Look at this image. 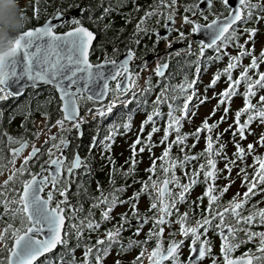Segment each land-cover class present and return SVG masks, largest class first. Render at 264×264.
I'll return each instance as SVG.
<instances>
[{
    "label": "snow or ice",
    "instance_id": "1",
    "mask_svg": "<svg viewBox=\"0 0 264 264\" xmlns=\"http://www.w3.org/2000/svg\"><path fill=\"white\" fill-rule=\"evenodd\" d=\"M11 0H0V6L5 8ZM217 0H207V11L211 19L201 9L199 0L186 5H178L177 0H153V3L143 11L139 20L134 26L132 39L125 49L123 58L117 59L119 49L112 48V55L107 51L103 52L104 58H98L97 63L90 61L92 55L91 45L95 33L84 26L82 19L73 17L64 19V12L74 7L68 5L66 9L59 7L42 22H39L37 7L33 5L32 18L38 23L35 26L25 27L28 18L21 13L20 23L9 26L5 24L3 44L0 47V101H7L9 98L21 96L29 89H36L41 86H48L58 97L59 117L51 121L52 114L46 106L37 105L35 111H39L42 120H32L33 128L48 129L45 139L39 146L35 139L41 135V131H31L27 127L33 109L31 106H19L18 114L23 117L19 127L22 129L18 137H13L6 131L0 132L8 144H15V147H8L10 159L9 164L13 167L7 177L0 181V264H41L46 254H51L58 246L63 249L57 253L53 260H45L44 264H77L74 256L75 248L70 246L71 239L75 240V247L83 245L81 260L79 264H103L104 259L115 247L117 254H123L136 247L139 248L131 264H142L147 243L154 240V246L148 252V264H200L206 255L211 254V241L208 233L212 232L220 237L219 258L211 256L210 264H264V231L253 230V225L264 226V152L253 155L256 147H264V132L257 136V139L241 147L236 143L235 136L243 140L246 135H256L251 131V124L258 122L264 127V71L259 70V65L264 63V46L255 53L254 36L258 29L254 26L257 22H264V0H218V4L224 11L213 12ZM178 8H183L180 13L181 25H190L189 33L179 30L176 25V14ZM114 7H104L97 20H103L105 15L115 11ZM139 6L133 0L132 11H139ZM80 14L90 13V8L79 7ZM124 15L131 16V13ZM191 16H199L206 23H200ZM156 16V25L166 29L162 37L156 26H149L147 21ZM58 18V19H57ZM89 19L91 15L89 14ZM161 19L167 23L161 25ZM67 23L71 26L66 31L57 32V27H63ZM104 25L107 29L111 26ZM124 23H128L125 20ZM22 29V30H21ZM121 29L120 31H122ZM177 31L178 39L186 42L189 54H192V43L188 37L203 31L204 38L196 41V60L193 62V74L189 79L185 76L180 84L170 85L165 70L169 66V59L157 60L155 66L150 70L149 76L139 83L140 72L134 71L131 67L135 63L136 55L134 46L140 44L145 36L152 40L151 50L163 38L165 48L171 47L172 40L168 39L167 33ZM15 31L13 36L11 33ZM229 47L236 49L234 54L228 53ZM103 45H97V50H102ZM206 50H211L212 55H206ZM227 57V63L222 69L212 73L209 82L204 85V90L213 87L223 76L227 86L219 93H213L217 98L211 115L219 107H223L220 120L227 118L230 111V100L235 95H241L242 105L233 113V125H229L225 131L232 132L234 152L229 160L224 153V144L213 151V143L208 135L204 136L205 147L202 152L195 155L185 154L182 158H173L170 149L173 145L179 147L180 152L185 151V141L192 136V143L195 145L202 131L205 133L214 129L217 121L208 123L205 118L191 133H181L182 122L192 119L199 104L208 99L207 95H199L196 85L200 82L201 69H207L211 63L219 62ZM249 58L247 64H242L243 58ZM143 71H149L146 63L137 65ZM238 73L233 78V70ZM251 73V74H250ZM151 75L157 78L156 84L151 83ZM110 82L111 85L110 86ZM163 84L160 91L155 93L151 101V110L147 111L145 118L140 122L139 132L129 145L130 155L125 163L127 168H117L111 157V145L114 137L131 130L132 114L127 112V106L135 101L137 110H141V100L144 109L148 107L147 97L156 86ZM243 84V93H238L237 87ZM111 99H107L109 94ZM253 98L256 103H252ZM106 101V103H104ZM182 101V103L180 102ZM83 105L91 104L92 107H84L83 115L80 109ZM191 102V103H190ZM49 104L51 101L48 102ZM121 105L125 109V115L121 116L122 124L113 123L108 125L107 135L99 140L102 148L100 153L104 156L107 152L109 161L108 184L109 190L105 191L99 182L96 184L98 195L92 197L93 203L89 205L87 215L81 216L82 206L77 202L73 206L68 201V185L71 177L77 169L88 168L79 152L72 149L71 158L65 153L70 147L71 141L67 133L73 132L76 137L82 135V125L89 119L99 123L97 118L103 119L110 115L114 109ZM162 105L167 106V119H164L162 135L159 137V145H163L160 156H152V148L158 146L152 141L153 133L159 130L156 124L157 119H163L165 113L160 111ZM192 113V116L189 115ZM178 113V114H177ZM243 121L241 122V115ZM12 118L10 114L9 119ZM151 124V128L144 134L145 125ZM51 127L57 131L52 133ZM122 129V132L119 131ZM176 133L169 143L170 133ZM33 139L31 149L27 155L20 160L19 167H15V160L28 146V138ZM220 133H216L217 141ZM97 140L96 136L92 137ZM185 145V147H180ZM95 143L89 145V149L95 147ZM148 151L150 164L146 169L145 178H136L137 154ZM206 160L198 163L194 170L185 171V165L191 161L198 160L205 156ZM252 155V164H244V157ZM216 157L224 159V169L216 168ZM43 158V159H42ZM239 158L240 164L237 173L242 177L241 185L244 186L243 193H235L223 205L220 199L227 192L233 183L230 175L232 165ZM3 157H0L2 160ZM159 161V165L157 164ZM38 169L33 171V167ZM51 166V168H49ZM5 167L0 164V169ZM159 168L160 175H157ZM184 175L187 182L181 183L176 175V169ZM251 168L249 174L245 169ZM202 173L204 177V188L201 195L195 198V202H188L189 208L184 213L177 211L179 204L185 203L187 194L194 185L199 183L198 176ZM120 175L125 180L132 178V183H139V190L132 191L130 196L121 198V194L130 187L129 184L115 186V175ZM219 174V175H218ZM83 175V173H82ZM155 177V179L153 178ZM227 181L218 188L211 183L218 178ZM77 185V195L79 188ZM46 190V195H42ZM155 193V195H153ZM260 194L261 199L251 203L252 198ZM142 194H147L148 205L144 213L138 209V200ZM55 203L53 200L55 197ZM207 198V205L199 216H194V223L187 221L193 217L189 216L194 204L197 210L200 209L199 201ZM128 204L126 212L118 214V225H113L104 230L103 236L97 235L95 243L89 240L83 241V232H97L102 224L112 217L110 213L119 205ZM67 205V209L64 207ZM247 206V214H244ZM100 208L99 220L93 216L92 209ZM67 211V215L65 212ZM152 212L149 216L147 213ZM158 213V215L156 214ZM175 215L173 221L169 217ZM7 218V219H5ZM135 218L136 225L134 234L138 235L143 226L149 221L152 227L145 233L143 240L129 238L125 244L120 239V233L124 231V225L132 227L129 221ZM231 219L233 223H229ZM176 223L178 228L175 232H168L167 247L162 246V234L164 225L171 228ZM179 236L178 239L174 237ZM185 240H188V255L190 259H180V249ZM253 242L256 244L255 253L252 249L246 250L238 256H233L234 251L242 244ZM113 264H121L115 259Z\"/></svg>",
    "mask_w": 264,
    "mask_h": 264
},
{
    "label": "flooded vegetation",
    "instance_id": "2",
    "mask_svg": "<svg viewBox=\"0 0 264 264\" xmlns=\"http://www.w3.org/2000/svg\"><path fill=\"white\" fill-rule=\"evenodd\" d=\"M17 1H19V2H17ZM63 1H64L63 5H59L60 9H66L68 5L74 6L71 9H68L67 11H65V12H69L71 10H78L79 7H86L85 4L88 3L90 0H63ZM101 1H103V2L108 1L105 3L106 7H109V5H111V2H113L114 3L113 7L116 9L115 12L118 16L124 15L126 13H131V16L129 17V19H135L136 23L139 20V17L143 14V11L146 8H148L149 5H151L153 3V0H134L135 5H138L140 10L139 11H132L133 0H111V2L109 0H101ZM194 2H196V0H177L178 5H186V4H190V3H194ZM26 3H27V0H11V3L8 6L9 7L11 6L14 8H16V7L21 8ZM198 6L205 11V14L208 15L209 19L212 18V16L207 11V8H208L207 0H199ZM54 7H55V3H54ZM32 11H33V8H32ZM182 11H183V8H178V10H177V13L179 14V20H180V13ZM212 11L213 12L224 11V13L226 14V10L221 9V7L219 6L218 0L216 3V6L213 8ZM53 12L50 15H52ZM262 14H264V13H262ZM83 15L87 16V13H85V14L79 13V15L76 16V18H81ZM48 16L49 15L45 16L44 19H46ZM124 16H126V15H124ZM71 18H73V17H71ZM71 18H68V19H71ZM190 18L197 19L198 22H200V23H206V21L203 18L199 17L198 15L194 16V17L190 15ZM42 21H40V22H42ZM165 23H167V22H165L161 19V25H163ZM36 24H34V25H36ZM147 24L149 26H156L158 28V32L160 33V35L162 37L164 36L162 33L166 34V29L164 27L156 25V16H152L147 21ZM34 25H32V26H34ZM69 26H71V25L65 23L63 27H57L55 30L57 32L66 31ZM254 26L258 29L257 33L254 36V45H255V53L254 54H257L259 52V49L262 46H264V42L260 41L261 40L260 35L261 34L264 35V22H257ZM28 27H31V26H28ZM175 27L178 28L179 30L185 32L186 34L189 33L190 25H188V24L181 25V22H179L178 26L175 25ZM133 30H134V26L130 29L131 34L133 33ZM167 36H168L169 40L173 41V43L171 44V47H169L167 49L165 48V41L162 38L160 40V42L156 45L155 50L152 51L151 45H152V40L155 39L154 36L151 38H149L148 36H145L143 39H141L140 44L138 46H134L136 60H135V63L131 65V67L134 71L140 72V78H142V85H143L144 78L146 76H149L150 70L155 66L156 61L160 60L162 58H168V57H170L169 66L165 70V72H166L168 83L170 85L180 84L181 80L185 76H187L189 79L191 78V75L193 74V71H194L193 62L196 60V55H195V53L197 51L196 41H198L199 39H202V38L207 40V38L201 34H197V33L191 34L188 37V39H190L191 43H192V54H189L188 48L186 46V42L178 39L177 31L173 30L171 32H168ZM132 38H134V37L131 36L130 39H132ZM128 45H129V43L119 52L117 57H119L122 53L125 52V49L128 47ZM226 51L230 54H234L236 49L234 47H229ZM206 55L211 56L212 51L206 50ZM103 58L104 57H99L100 60H102ZM90 59H91V56H90ZM91 62L96 63V62H98V59H96L94 61L91 60ZM248 62H249V58H247V57L243 58L241 61L242 64H247ZM141 63H146L149 71H143L141 68L137 67V65H140ZM226 63H227V57L223 58L219 62L211 63L207 69H203V68L201 69V72L199 75V81L200 82L196 85V89H197V93L199 95H201V96L207 95L208 99L206 101H204L202 104H199L197 106L194 116H192V113L189 112V115L192 116V119L190 122L188 120H184L182 122L181 133L183 134V133L193 132L194 129L197 126H199L201 121H203L205 118L208 119L209 124H211L213 121H217L218 123H217L216 127L214 129H211L207 133L202 131L200 133L199 138L197 139V142L195 143V145H193V143H192V140H193L192 136H188V138L185 141L186 147H185V145L180 146V147H185V151L183 153L180 152L179 147H177L176 145H173L172 148L170 149L171 157L182 158L183 155H185V154L195 155L197 153L202 152L204 147H205L204 136L208 135L210 137V139L215 142V143H213V151L218 149L220 144H224V146H225L224 153L227 155L229 160L232 159V153L234 152V145L232 142V132L231 131H225V129H227L229 125H233V113L235 112V110L237 108H239L242 105V97H241V95H235L230 100V102H229L230 103V111L227 113V118L225 120L221 121L220 117L223 113V107L222 106L219 107L217 109V111H215L211 115H209V113L212 112L213 106L216 105V103H217L218 97H214L213 93H219V91L222 88L227 86L226 79L223 76H221L220 79L217 81V83L213 87L209 88L207 90V92H205V90H204V85H206L209 82V79H210L212 73H214L217 69H222ZM259 70L264 71V63H261L259 65ZM238 71H239L238 69L233 70V73H232L233 78L238 73ZM150 79H151V83L153 85H155L156 80H157L155 75H151ZM110 86H113V85H111V82H110ZM161 87H163V84L156 86L153 89V91L148 95V97H147V101H148L147 109H141L138 111V110H136L137 105L132 106V107H127V110H128V108H130L129 111L132 114L131 130L126 132V133H123V134H118L114 137V141L111 145V153H110L113 160L125 162L128 159V157L130 155L129 145L132 143V141L136 137V134L139 132L140 122L145 118L147 111L151 110V107H152L151 101L155 98V93L160 91ZM237 91H238V93H241V94L243 93V91H244L243 84H240L237 87ZM259 94H264V92H260ZM111 98H112V95L107 97V99H111ZM141 102L143 103V100H141ZM180 102L182 103V101H180ZM104 103H106V101ZM131 103H135V101H132ZM252 103H256L255 98H253ZM201 106L206 107V113H205L206 115L203 116V118H201V120L199 122L194 121L195 117L198 114H200L199 108ZM88 107H92V105H89ZM141 107L143 108L144 106H141ZM160 111L162 113H165V116L163 119H157L156 120V124L158 125L159 130L157 132L153 133V136L151 139L158 146H155L152 148V156L153 157L160 156L161 151H162L163 145H159L158 141H159V137L163 134L162 129H163L164 119H167V116H166L167 106L162 105L160 107ZM123 115H125V109L123 106L118 105L110 115L104 117L103 119L97 118L99 120V123H95V124H97L96 129H92V126H91L92 121L89 119V121L87 123H84V125L86 126V127L84 126L85 127L84 128V134H85L84 138L80 141H77L76 143H74L75 141L72 140L69 149L65 153L69 158H71L72 149L75 148L79 152L80 157L83 160H85V162L88 165L87 169H85V168L77 169L75 174L71 177V182L68 185V188H69L68 193H67L68 201L73 206H75L77 204V202H79V204L82 206V209H83V211L80 213L81 216L87 215V213L89 211L88 207H89L90 202H89V196H88L87 178L89 176L94 175L90 168L96 169V174H97V178H98L97 182L100 183L102 188L105 191L109 190V184H108L109 161L107 159L109 154L107 152H105L104 156L100 155L102 148L99 144V140L103 139V137L105 135H107L108 125L113 124V123L122 124V122L120 121V116H123ZM243 118L244 117L242 114L241 118H240L241 122L243 121ZM93 124H94V122H93ZM3 126L9 127V126H13V124H4ZM250 127H251V131L253 133H255L256 135L248 134V135H246V138L243 140L239 137V135L235 136L236 143H239L241 147H245L248 143L253 142L254 140L257 139V136L260 133L264 132V127L260 126L258 124V122H253ZM150 128H151V124L145 125L144 134H146ZM119 131L122 132V129ZM217 132L220 133V137H219L218 141L216 138ZM52 133H54V132H52ZM10 134L12 136L16 135L18 137L19 133L17 130L12 129ZM175 134L176 133H174V132L170 133L169 141H168L169 143H171L172 138L175 136ZM93 136L97 137L96 141L92 140ZM44 139H45V133L41 136V139L39 141L35 140L34 142L37 146H39L40 143ZM69 140H70V138H69ZM92 143H95L96 146L91 148V150H90L89 145ZM32 144H33V141H29L28 146L22 151L21 155L16 158L15 165H14L15 167H19L20 160L22 159V157L24 155H27L28 151L32 147ZM15 146H16L15 144H6V145H4V148H0V151L4 152L3 155H0V157H3V159L0 160V164L5 165V167L3 169H0V181H3L7 177V175L11 172L13 165L8 163V160L10 159V155H9L7 149H8V147H15ZM120 146H122V148H118ZM262 152H264V147H256L253 155L259 154ZM136 159H137V161H139V163L137 165L138 170L142 174V177H138L137 179L142 180L145 178L144 169H146L148 167V165L150 164V155H149L148 151H146L144 154H140V153L137 154ZM215 159H216V168L219 170H223L224 164L226 163V161L224 159H220L219 157H216ZM205 160H206V155L199 157L198 160H194V161H191L190 163H187L185 165V171L194 170L195 166L198 163L205 161ZM90 161H94V162L92 163ZM99 163L104 164L103 165L104 168H102V167L100 168L98 166ZM159 163L160 162L157 161L158 165H159ZM244 164H246V165L252 164V155H246L244 157ZM241 166H243V165L240 164V160H239V158H237L235 161V164L232 165L231 173H226V172L224 173V174L230 175L231 179L233 180V183L229 186L227 192L220 199L221 205H223L227 200H229L233 196V194H235L237 192L243 193L244 186L241 185V183H240V180L242 177L237 175V173L239 171V167H241ZM37 169H38V165L36 167H33L32 170L36 171ZM245 170L247 172H249V174L252 171L251 168H246ZM82 173H83V175H82ZM157 175H160L161 179H162V174H161L159 168H157ZM176 175L179 177L181 183L187 182L185 180L184 175L180 172L179 168L176 169ZM153 178L155 179V177H153ZM113 179L115 180V186H118V185L124 184V183L131 185L130 187H128L125 190L124 193L121 194V198L130 196L132 191H134V190H139V187H140L139 183H132L131 177H129L127 180H125L123 177L121 178L120 175L117 174L113 177ZM198 179H199V183L194 185L193 188L190 190V192L187 194L186 202L178 205V208L176 209L177 211L184 213L186 211V209L189 208L188 202H195V198L197 196L201 195V193L203 192V188L205 185H204V177H203L202 173L199 174ZM211 183H214V185L218 188L219 186L223 185L224 183H227V181L221 177V178L216 179L215 181H212ZM77 185H81V187L79 188V195H77V191H78ZM41 194L46 195V190L44 193H41ZM96 195H98V193H96L92 197H95ZM153 195H155V193H153ZM58 198H59L58 196L54 198L53 204L55 203V199H58ZM260 199H261V197H260V194L258 193L254 198H252L251 203H255L256 201H258ZM92 201H93V199H92ZM199 203H200V209L199 210H197L193 204L192 210L189 213V216L193 217V218L189 219L187 221L188 224H193L194 223V216H199L201 214L203 207L206 206L208 203L207 198H202L199 201ZM147 205H148L147 194H142L138 200L139 211L141 213H144L145 209L147 208ZM260 206H264V203H262ZM64 207L67 209V205H64ZM128 209H129L128 204L119 205V206L115 207V209L110 213L112 218L109 221L102 224L98 233L97 232L89 233L87 230H85L83 232V241L85 243H87L90 240L91 243L94 244L97 235L103 236L105 229H109L113 225H118V222H119L118 214L122 213V212H126ZM100 211H101L100 208H96V214H97L96 220H99ZM65 214L67 215V211L65 212ZM147 214L149 216L153 215L152 212H149ZM156 214L158 215V213H156ZM244 214H247V206L245 207ZM169 218L172 219L173 221H175V219H176L175 215H173ZM5 219H7V218H5ZM228 222L233 223V221H231V219H229ZM129 223L132 225V227H128V225L126 224V225H124V231H122L120 233V239L125 244L128 242L129 238L136 239V240H143L145 233H147L148 229L152 227V223H151V221H149V223H147L143 226L141 232L138 235H136V234H134V227L136 225L135 218H132L129 221ZM252 227H253V230L264 231V226L253 225ZM177 228H178V225L176 223H173L171 225V228H169L167 225H164V232H163L162 238H161L162 246L164 248L167 247V241L169 239L168 232L169 231L175 232L177 230ZM174 238L178 239L179 236L177 235ZM208 238L211 241V254L206 255L203 258V260L200 262V264H210L211 256H217L218 259H222V258H219L220 237L216 234H213L212 232H209ZM70 240H71L70 246L75 248L74 256H75V259L77 261V264H79V261L81 260V254L83 251V245L81 247H75V243H76L75 240L71 239V238H70ZM153 246H154V240L150 241L149 243L144 245L145 253H144L143 260H142V264H148V252L150 251V249ZM255 248H256V244L253 242L242 244L234 251L233 256L241 255L242 253H244L248 249H252L253 252L255 253ZM62 251H63V249L58 246L56 249H54L52 251L51 254L45 255V257L41 260V264H44L45 260H53L56 257L57 253H61ZM138 251H139V248L134 247L131 250L124 252L123 254L118 255L116 248L113 247L110 250V254L104 259L103 264H113V261L115 259H119L121 261V264H131L133 257L136 256ZM188 252H189L188 240H185L183 247L180 249V259L181 260L190 259Z\"/></svg>",
    "mask_w": 264,
    "mask_h": 264
},
{
    "label": "trees",
    "instance_id": "3",
    "mask_svg": "<svg viewBox=\"0 0 264 264\" xmlns=\"http://www.w3.org/2000/svg\"><path fill=\"white\" fill-rule=\"evenodd\" d=\"M111 2V0H109ZM108 2V1H106ZM106 2H103L101 0H90L88 3H86V7L90 8V13H87V16H82L80 19H82L83 24L88 27L91 31L95 33V39L92 43V55L91 59L92 61L98 59L99 57H104L103 52L107 51L109 55H112V48L116 47L119 49V52L129 43V40L131 38V32L130 29L135 26L136 20L135 19H129L130 16L121 15L118 16L115 11L109 13L108 15H105L103 20L98 21L97 17L100 16L101 12L103 11V8L106 7ZM55 3V7H54ZM63 0H27V3L23 5L21 8H14V7H3L0 6V10L7 13L8 18L12 22V25H15L17 23H20V17L21 13H23L27 18L28 22L24 25L25 27L32 26L38 21L34 18H32V8L33 5L37 7V12L39 16V22L42 21L45 16L50 15L53 11H55L56 8L59 7V5H63ZM114 3L111 2V7H113ZM50 8V9H49ZM89 14L91 15V19H89ZM129 19V20H128ZM125 20H128V23H124ZM109 21H112L111 26L107 29L104 28V25L109 24ZM120 25V26H119ZM122 26V27H121ZM123 29L122 31H120ZM97 45H103L102 50H97ZM112 94L110 93L109 96ZM108 96V97H109ZM51 101L49 104L48 102ZM31 106L33 109L32 116L30 117L29 123L27 125L29 132L31 131H38L37 128H33L31 121L35 120L37 118L42 119L39 111H35L37 108V105L46 106V109L49 112H51L52 121L57 119L59 117L58 112V97L55 96L54 92L50 89L48 86L38 87L36 89H29L25 93H23L21 96L16 98H9L7 101H0V132L6 131L8 134L12 131V129H15L18 131V136L21 134L22 129L19 127L20 121L23 119L21 115L18 114L19 106ZM91 104L83 105L80 109V114L83 115L84 113V107H88ZM135 103H130L127 107L136 106ZM141 106H143V103L141 102ZM130 108H128L127 112ZM141 109H144V107ZM137 110V108H136ZM10 114H12V118L9 119ZM121 115V114H120ZM121 117V116H120ZM122 122V120L120 119ZM4 124H13V126L5 127ZM85 125H82V135L80 137H76L74 131L67 133L68 138H70V141L74 140L76 143L77 141H80L84 138V127ZM92 129L97 128V124H93L91 122ZM57 131V129L54 131V133ZM11 135V134H10ZM13 137H17L16 135ZM28 141H33V139L29 136L27 137ZM37 139V138H36ZM35 139V140H36ZM8 144L5 137L0 136V148H4V145ZM146 152V151H145ZM140 153V154H144ZM4 152L0 151V155H3ZM115 161V160H114ZM94 162V161H90ZM139 163V161H138ZM137 163V165H138ZM104 164H98V166L101 168H104ZM136 165V178L142 177V174L138 170V167ZM115 166L117 168H127L128 164L123 161H115ZM92 170L93 176H89L87 178V188H88V196H89V205L92 204L94 201H92V196L95 195L96 192V184H97V174L95 168H90ZM121 177V176H120ZM122 178V177H121ZM89 210V207H88ZM93 216L96 219V208L92 209ZM96 214V215H95Z\"/></svg>",
    "mask_w": 264,
    "mask_h": 264
},
{
    "label": "clouds",
    "instance_id": "4",
    "mask_svg": "<svg viewBox=\"0 0 264 264\" xmlns=\"http://www.w3.org/2000/svg\"><path fill=\"white\" fill-rule=\"evenodd\" d=\"M6 23L9 26L12 25V22L8 18L7 13L0 10V47H6V45L3 44V34H4V28H5ZM17 24H19V23H17Z\"/></svg>",
    "mask_w": 264,
    "mask_h": 264
},
{
    "label": "water",
    "instance_id": "5",
    "mask_svg": "<svg viewBox=\"0 0 264 264\" xmlns=\"http://www.w3.org/2000/svg\"><path fill=\"white\" fill-rule=\"evenodd\" d=\"M235 3L236 4H238L239 3V0H235ZM79 15V11L78 10H71V11H69V12H65L64 13V19L65 20H67L68 18H71V17H76V16H78ZM58 19V18H57ZM35 26V25H34ZM13 36L16 34V32L15 31H13L12 33H11ZM163 35H165V33H162ZM197 34H201V35H203V31L201 30V31H198L197 32ZM94 39H95V36H94ZM92 46V45H91ZM123 55H124V53H122L119 57H117V59H119V58H123ZM91 61V60H90ZM93 63V62H92ZM97 63V62H96ZM40 87H43V85L41 84V86ZM49 168H51V166H49Z\"/></svg>",
    "mask_w": 264,
    "mask_h": 264
},
{
    "label": "rangeland",
    "instance_id": "6",
    "mask_svg": "<svg viewBox=\"0 0 264 264\" xmlns=\"http://www.w3.org/2000/svg\"><path fill=\"white\" fill-rule=\"evenodd\" d=\"M17 2H19V1H17ZM260 41H262V42H264V35L263 34H261L260 35ZM200 114H198L196 117H195V120L194 121H197V122H199L200 120H201V118H203V116H205L206 114V107H203V106H201L200 108ZM42 119H40V118H37L36 119V121H41ZM38 129V131H40V129L39 128H37ZM51 132H53V131H51ZM39 140V139H38ZM123 146V145H122ZM122 146H120V147H118V148H122Z\"/></svg>",
    "mask_w": 264,
    "mask_h": 264
},
{
    "label": "built area",
    "instance_id": "7",
    "mask_svg": "<svg viewBox=\"0 0 264 264\" xmlns=\"http://www.w3.org/2000/svg\"><path fill=\"white\" fill-rule=\"evenodd\" d=\"M179 21H180V20H179V15L176 14V25L178 24ZM51 128H53V127H51Z\"/></svg>",
    "mask_w": 264,
    "mask_h": 264
}]
</instances>
